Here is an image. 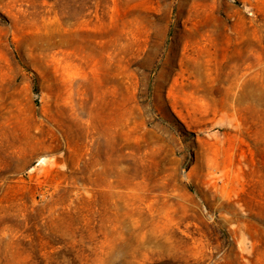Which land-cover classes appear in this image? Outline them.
Listing matches in <instances>:
<instances>
[{
  "label": "rangeland",
  "instance_id": "obj_1",
  "mask_svg": "<svg viewBox=\"0 0 264 264\" xmlns=\"http://www.w3.org/2000/svg\"><path fill=\"white\" fill-rule=\"evenodd\" d=\"M0 264H264V0H0Z\"/></svg>",
  "mask_w": 264,
  "mask_h": 264
},
{
  "label": "bare ground",
  "instance_id": "obj_2",
  "mask_svg": "<svg viewBox=\"0 0 264 264\" xmlns=\"http://www.w3.org/2000/svg\"><path fill=\"white\" fill-rule=\"evenodd\" d=\"M42 161H44V159Z\"/></svg>",
  "mask_w": 264,
  "mask_h": 264
}]
</instances>
